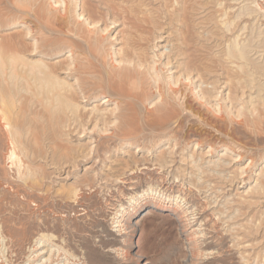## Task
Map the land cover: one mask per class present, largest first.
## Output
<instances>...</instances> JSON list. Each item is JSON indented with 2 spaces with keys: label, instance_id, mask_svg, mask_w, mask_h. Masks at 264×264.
Listing matches in <instances>:
<instances>
[{
  "label": "rangeland",
  "instance_id": "374dc122",
  "mask_svg": "<svg viewBox=\"0 0 264 264\" xmlns=\"http://www.w3.org/2000/svg\"><path fill=\"white\" fill-rule=\"evenodd\" d=\"M11 1L0 0V79H9L7 86L1 84L7 99H14L16 93L20 99L17 152L23 160L19 174V167L8 163L9 139L0 129V224L13 241L11 264L26 259L29 247L41 232L76 244L84 239L89 247L97 232L113 234L109 241L122 243L116 223L123 217V211L118 212L119 205L149 186L164 196L186 199V204L198 213L206 240L216 247V253L196 255L187 248L186 236L180 234V219L166 216V209L147 213L151 208L148 206L131 217L138 222V228L134 237L128 235L127 239L134 243L131 253L136 259L141 257L125 264H264V197L258 193L264 184V0H168L167 6L163 0H111L115 11L102 0L91 1L94 15L100 20L99 30L106 25L109 29L105 38L99 32L90 34V42L98 48L99 55L112 53L107 57L109 69L111 58L120 56L133 32L144 52V66L152 69L154 77L159 75L161 83L167 82L166 76L177 78L181 69L186 70L184 64L194 58L199 63L192 67L193 74H197L194 91H210L209 104L192 98L191 106L184 110L187 117L174 128V134L158 137L146 132L144 138L138 134L132 140L120 134L140 133L142 129L123 123L121 116L112 118L123 123L118 136L112 134L115 127L106 125V120L95 131L94 124L89 123L83 134L79 128L67 136L61 127L62 119H48L41 116V109L37 110L34 84L27 80L30 62L65 66L82 58L69 36L75 25L71 13L64 11V2L79 14L84 0H78L77 5L74 0H59L58 5L57 0H39V19L28 12L32 7L26 0ZM185 2L187 19L182 16ZM176 8H181L178 13ZM128 17L137 20L141 28H132ZM153 27L164 36L154 50L149 46ZM185 29L189 30L186 41L182 36ZM35 44L40 46L38 54L30 56ZM234 50L243 52L244 59H235L234 63L228 60L227 52ZM169 55L173 64L167 67ZM220 61L227 69L218 67ZM213 62L217 66L208 70L207 65ZM58 70L57 77L79 91L78 102L86 110L97 105L108 111L121 110L127 116L136 110L141 112L143 105L145 110L150 109L159 99L158 89L148 87L142 104H117L116 100L103 104L105 83L100 78L90 80L91 85H82L78 82L80 73L59 74ZM136 83L133 86L137 89ZM166 89L168 93V85ZM193 92L185 88V93ZM86 93L89 97L84 98ZM183 101L184 97L177 98L179 109L184 108ZM17 107L14 110L20 109ZM217 107H223L221 113H214ZM105 127L107 132H103ZM89 146L97 149L90 157L85 155ZM252 157L256 159L253 167L248 166ZM164 159L172 166H163ZM59 167H63L62 171ZM28 168L32 174H28ZM243 168L247 169L244 181H229ZM31 185L36 189L29 190ZM74 187L81 192L76 200L66 197ZM182 216L187 223L189 217L186 213ZM122 244L128 246V242ZM1 252L0 264H8L7 251ZM92 258L97 260L95 255ZM99 264L112 262L109 259Z\"/></svg>",
  "mask_w": 264,
  "mask_h": 264
},
{
  "label": "bare ground",
  "instance_id": "6f19581e",
  "mask_svg": "<svg viewBox=\"0 0 264 264\" xmlns=\"http://www.w3.org/2000/svg\"><path fill=\"white\" fill-rule=\"evenodd\" d=\"M18 1L20 2V0ZM26 1L30 3V7H32L30 10H28V12L30 14L34 13L33 16L39 19V16L42 13L41 2L39 0H26ZM74 1H75L74 4L77 5L78 0H74ZM91 1L92 0H84L83 11L79 14L76 13L75 8L72 9H70L71 7L68 8L67 3L64 2L65 3L64 11L65 12L68 11L71 13L72 19L74 20L73 24L75 25L71 28L69 36L73 45L79 48V52L82 55V58L74 60L71 63L69 62L65 66L50 65L40 60H33L30 62L29 68L27 70V76H28L27 80L29 81L30 84L31 83L34 84L33 86L34 90L32 93L36 98L35 104L37 110L41 109L40 111L41 116H46L48 119L51 118L62 119L61 127L66 132L65 135L67 136L77 132L79 128H80V133L83 134V132H85L88 129L86 128V125H88L89 123L94 124L92 130L95 131L96 127L100 123H104L105 120H106V125L108 126L112 125L113 127H115L114 132H112V134L115 136H118V133L120 132V130H122L121 126L126 121L130 123L129 124L130 126L135 127L136 125H139V127L142 129V132L139 131L140 133L128 132L125 134H120V136L123 135L122 136L123 139H127V140L135 139V136H137L138 134H140V137L143 136L144 138L145 135L147 134L146 132H148L150 135L154 134L155 136L158 137L174 134V132H176L174 128L180 126V124L182 123V119L184 117H187L184 113V110L186 109V107L191 106L190 104L192 98L193 99L195 98L196 100L199 99L201 101L206 100V102H208L209 104L208 101L209 99L207 98V94L210 93V91L208 89H207L208 92L203 91L202 93L199 92L198 94L195 93L197 91H194L193 79H195L197 74L196 75L193 74L194 69L192 67L198 66L199 64L197 62L198 60L194 58L192 59L190 58L188 60V63L184 64L185 67H187L186 70L184 68L181 69V71L178 72L180 75H178L177 78L166 76L167 82L165 81L161 83L162 79L160 80V76L158 75L157 77H154L151 72L152 69L144 66L145 57H144V52L140 48L141 47L139 44L140 40L138 43V41L134 37L133 32H131L132 34L129 32L133 36L127 38V42H126L127 46L123 48V51L122 53H120V56H118L117 59L111 58L112 62L110 64V69H109L107 64V57L109 54L112 53H108L107 55H99L97 53L98 48L93 47L92 46L93 42L92 43L90 42V34L99 32L101 37L105 38L104 33L109 29L108 25H106L105 28L99 30L98 24L100 20L97 21L98 18L95 17L94 15V11L92 10L91 7ZM102 1L103 3L106 4L108 3L110 5L111 10L115 9V6L111 3V0H102ZM167 1L168 0H163L166 6L168 3ZM56 4L57 5L60 4V1L57 0ZM180 9L181 8H176L175 12H177ZM182 11H183L182 16L184 17L183 19H187L186 2L185 5L183 4ZM166 16H168L167 13ZM63 17H66V15H63ZM128 18L132 21V28L138 29L141 26V24L133 17H128ZM81 19L84 20V23L80 22ZM149 22H151V19L149 20ZM91 25L94 26V29H91L90 27ZM188 34H189V30L185 29L184 34L182 35L185 41L188 40ZM163 37L164 36L162 35V32L159 33L156 32L153 27L152 36L149 39L150 42L149 46H151L152 49L154 50L156 47L159 46V42H162ZM39 47L40 46L38 44L37 45L35 44L34 48L29 53V55L36 56L38 54ZM71 51H74V49H72ZM70 56H73V54L68 55V57ZM161 56H163V52ZM227 57L228 60H231L232 63H234L235 59L243 60L244 54L243 52L238 50H234V52L228 51ZM171 58L172 56L169 55V60L168 62L165 63L167 67L173 64V60ZM179 65H180L179 67L181 68L182 64ZM215 66H217V62H213V64H208L207 69L211 70ZM219 66L223 69H227L224 62L220 61L218 67ZM238 68H241V66L238 65ZM56 69H59L58 70L59 74L80 73L81 78L78 80V82L79 84L82 85H86V84L91 85L92 81L90 80L100 78L105 83L104 91L101 93V95L103 96L105 95L103 104L107 102H111L112 100H116L117 104H120V102H127L132 105H137L138 103L142 104L143 103L142 97L143 95H145L144 89L148 87L150 89H154V87L158 89L157 92L159 94V99L153 104L152 107H150V109L146 107L145 110L144 109L145 105H143L144 107L142 106L144 110L142 108L140 109L141 112L133 108L137 111L136 115L134 114L136 111H134V113H129L127 116H124L123 114H121V110L118 112H116V109H111L110 111H108L106 108H101L97 105L94 106L92 109L86 110L82 108L81 104L78 102L77 98L79 95V91L74 88V85L67 83L65 79L58 78L55 72ZM228 74H229V69H228ZM168 78L170 79L172 78L173 80L170 81V79ZM51 79H54V81H51ZM8 81H9L8 77H3L2 79H0V129L2 131L4 130L6 131V135H8V139H9L8 163L9 164L11 163L12 166L14 165L18 166L19 174H21L20 168L23 163V160L20 158L17 152V147L19 146L18 145L19 128L16 124L17 122L20 123L19 120L21 119V117L19 116V113H21L22 108L19 107L20 108L19 109L17 107L20 101V99L17 98L18 95L17 93L14 95V99L12 100H10V98L7 99V97L2 93L3 91L1 90V84L6 85ZM136 81L138 82V84L136 83L138 85L137 89L134 88L133 86L135 85ZM190 82L191 84H189ZM167 85L169 86L168 93L166 92ZM186 87H189L190 91L192 92L194 91L192 95H190L191 92L190 94L185 93ZM155 91L156 90H154L153 94L156 93ZM87 97H89L88 93H86V96L84 98ZM178 97L181 99L182 97H184V101H183L184 108L181 107V109H179L177 103ZM16 107L19 109L18 111L14 110V108ZM215 108L213 110L214 113H218V112L221 113L223 107H220V109L217 107L219 110ZM259 112H261L262 115L263 111L259 110ZM113 116H121L123 123L121 121L117 122L116 119H112ZM83 117L84 119L82 122L79 119ZM222 117L223 115L219 114V118ZM79 121L83 123L81 124V126L79 125L80 124ZM103 132H107L106 127L103 129ZM80 133L79 136L82 137L83 135ZM73 148L72 150H74ZM93 152H97V149H93L92 147L90 148L89 146V149L85 155L90 157ZM166 159H164L165 163L163 166L168 165L169 161ZM250 159L251 161L249 162L248 166L253 167V165L256 162V159L253 157ZM235 160L236 161L239 160V157L235 158ZM67 163H74V162H67ZM171 166L172 165H168V167ZM63 167H59V169L62 171ZM246 170L244 171L243 168V170L240 173L233 176L232 179L229 181L234 183L236 178H240V179L242 178L241 180L244 181L245 176H243V174L247 172ZM28 174H32L31 169L29 170ZM28 189L35 190L36 187L34 185H31L28 186ZM259 189L261 190L258 191V193H261V195L264 197V184H262V187ZM80 194L81 192L79 188L74 187L73 189H71L70 192L66 194L67 195L66 197L76 200L77 198H79ZM183 199L184 198L181 197L180 195L164 196V194L157 193V189H155V187L149 186L148 188H145L140 192L128 196L127 201L119 205L118 212L123 211V213L120 215L123 217L122 219L116 221V223H117V227H119L118 231L121 232L122 243L128 242L127 247L123 245L121 241L118 244L117 241L116 243L110 242L109 240L112 241V238L110 239V236H114L113 234L110 233H108L107 235H103L102 233L97 232L95 234V238H94L95 240L93 242L92 247H89L88 242L84 241V239L79 244H76L71 239L68 240L64 238L61 239L59 236L55 234L41 232L38 235V237H36V239L33 240L34 242L29 247L28 250L29 253L26 256V259L20 264H99L109 259L111 260L112 264H122V263L125 264V262L127 261L134 262L135 260H138V257L140 258L141 256L139 255L137 259L135 258V255H133L130 251V248H133L134 243L131 241L129 243V241H127V239L129 240L130 238L129 236H131L132 238L134 237L138 228V222H134V220L131 219V217L136 216L148 206H151V208L148 210L147 213L157 214L158 211H163L166 209L169 212L166 214V216L173 218L175 217V219L176 218L180 219L181 222L180 224H182V227L180 229L181 230L180 234L182 236H186V239H188L186 245L189 250L194 252L196 255H201V256L215 254L216 247L211 246L210 242L206 240L208 238L206 237L207 233L204 232V229L202 228V224L201 223L199 224L200 219L199 217H197L198 213H196V210H193L191 208L192 207L191 205L188 206L186 204L187 203L186 199L184 201ZM150 201H153V205L150 204ZM128 204H130V206L128 208L125 207ZM131 210L132 212L129 213ZM125 213H128L127 218H125ZM183 213H186V217H189L188 219L189 221L187 223H186L187 219L185 220V222L182 219ZM128 230L129 233H127ZM106 237H109V239H107ZM12 242L13 241H11V239H9L6 236L3 226L0 224V251H3V253L4 251L5 252L7 251L8 257L6 258V261L9 262L8 264L13 263L12 260L13 253L11 249ZM1 254L2 252L0 253V255ZM93 255L96 256L97 259L96 261H94V259L92 258ZM4 256L5 255L3 254V257Z\"/></svg>",
  "mask_w": 264,
  "mask_h": 264
}]
</instances>
